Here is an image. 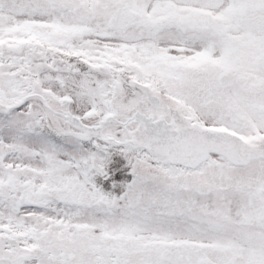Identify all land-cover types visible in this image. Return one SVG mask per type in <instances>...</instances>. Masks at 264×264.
Returning a JSON list of instances; mask_svg holds the SVG:
<instances>
[{"label":"snow or ice","instance_id":"snow-or-ice-1","mask_svg":"<svg viewBox=\"0 0 264 264\" xmlns=\"http://www.w3.org/2000/svg\"><path fill=\"white\" fill-rule=\"evenodd\" d=\"M0 264H264V0H0Z\"/></svg>","mask_w":264,"mask_h":264}]
</instances>
